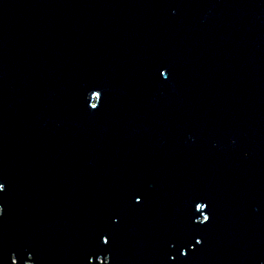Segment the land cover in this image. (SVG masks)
<instances>
[{
    "label": "water",
    "instance_id": "obj_1",
    "mask_svg": "<svg viewBox=\"0 0 264 264\" xmlns=\"http://www.w3.org/2000/svg\"><path fill=\"white\" fill-rule=\"evenodd\" d=\"M0 179V264H264V0H0Z\"/></svg>",
    "mask_w": 264,
    "mask_h": 264
},
{
    "label": "snow or ice",
    "instance_id": "obj_2",
    "mask_svg": "<svg viewBox=\"0 0 264 264\" xmlns=\"http://www.w3.org/2000/svg\"><path fill=\"white\" fill-rule=\"evenodd\" d=\"M161 72H162L163 76H165V77H167L169 75V71H168V69L166 67L162 68ZM95 87H99V85H97ZM91 95L95 96V97H100L99 103H100V101H101V99L103 97L100 91H93L92 90L91 91ZM99 103H93L91 105V107L93 109H96L99 106ZM6 189H7L6 181H4L3 179H0V192H4V191H6ZM134 198H135L136 201H140L142 197H141L140 194H134ZM196 207L197 208H201V207L206 208V207H208V205L207 204L197 203ZM4 211H5L4 205H3V203H0V215H3ZM116 219L117 220L119 219V214H116ZM210 219H211V216H209L207 213H205L203 215V219L202 220L200 219V216L196 217V220L199 221L200 223H203L205 221H210ZM101 237H102V240H103L104 243H107L109 241V235L101 233ZM199 237L200 236L196 237V241H197V243H202V240L199 239ZM192 247L194 248V247H196V245L193 244Z\"/></svg>",
    "mask_w": 264,
    "mask_h": 264
}]
</instances>
